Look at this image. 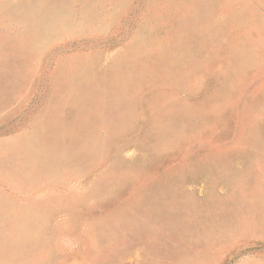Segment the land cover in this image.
Instances as JSON below:
<instances>
[{
    "label": "rangeland",
    "instance_id": "1",
    "mask_svg": "<svg viewBox=\"0 0 264 264\" xmlns=\"http://www.w3.org/2000/svg\"><path fill=\"white\" fill-rule=\"evenodd\" d=\"M0 264H264V0H0Z\"/></svg>",
    "mask_w": 264,
    "mask_h": 264
}]
</instances>
